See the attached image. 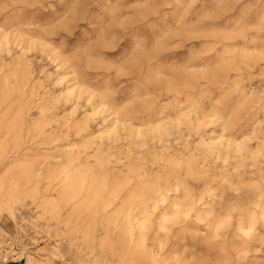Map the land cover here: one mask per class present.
<instances>
[{
  "label": "rangeland",
  "instance_id": "374dc122",
  "mask_svg": "<svg viewBox=\"0 0 264 264\" xmlns=\"http://www.w3.org/2000/svg\"><path fill=\"white\" fill-rule=\"evenodd\" d=\"M15 1L0 0V28L11 29L17 16L27 17L31 25L23 28L49 33L52 47L77 72L56 70L47 52L31 55L29 85L15 90L11 106L0 107V125L5 114L0 127V254L11 246L25 248L35 264H130L122 219H115V211L120 197L136 189L132 171L161 183L176 170L194 197H203L198 212L189 214L201 228L179 229L184 222L174 224L172 212L162 217L159 207L149 238L160 236L161 254L170 264L228 263L229 256L219 252L233 247L216 237V228L229 236L242 210L264 204V0H43L29 10ZM133 33L138 38L130 44ZM73 76L106 103L104 111L95 113L82 104L73 110L63 98L51 105ZM4 90L0 81V95ZM181 109L190 123L179 127ZM158 110L159 122L169 128L167 148L150 138L144 145L137 142L130 129H122L116 140L100 137L115 115L146 132L148 117L137 118ZM45 114L47 135L57 139L52 144L35 130ZM20 115L24 123L18 134L13 122ZM84 116L86 128L76 134L75 125ZM223 122H231L224 131ZM220 134L245 140L248 152L236 156L209 149L205 143ZM191 158L202 162L193 175L188 173ZM76 170L88 175L84 192L98 186L100 203L73 212L70 203L59 199L55 178ZM236 170L246 174L240 178ZM12 185L23 193L9 200ZM117 185L122 188L114 200ZM170 193L185 200L182 193ZM55 205L58 213L52 210ZM220 207L218 224L205 228L216 215L207 211ZM197 215L202 218L196 220ZM255 239L259 249L239 264H264L263 226ZM25 262H4L0 256V264Z\"/></svg>",
  "mask_w": 264,
  "mask_h": 264
},
{
  "label": "bare ground",
  "instance_id": "6f19581e",
  "mask_svg": "<svg viewBox=\"0 0 264 264\" xmlns=\"http://www.w3.org/2000/svg\"><path fill=\"white\" fill-rule=\"evenodd\" d=\"M43 0H18L13 4H23L26 9L31 8L37 3ZM174 0H164V2H172ZM178 7V6H177ZM29 10V9H28ZM30 23L25 16H17L11 24V29L0 28V81L5 84V90L3 94L0 95V107L4 104L5 107L11 106L10 97L15 92V90H20L29 85L30 75L32 73V66L30 62V56L36 55L37 53L47 52V57L53 62H56V70L65 71V74L76 73L77 68L74 64L69 63V60L62 57L55 47H52V41L50 34L36 35L32 29H24L23 25ZM31 25V24H28ZM9 57L11 58L9 64H5L4 60ZM264 57V55L262 56ZM2 73H5L2 76ZM9 76L13 80H9ZM61 98L65 99L66 102L71 103L74 107L73 110L81 106H91L93 112H101L105 110L106 103L100 99L98 95L95 94L93 89L85 87L77 76H73L70 79V84L67 86L64 93L61 96L53 98L50 102L51 105L59 104ZM41 108V107H40ZM184 109L179 111V116L176 118V125H187L190 123V117L188 114L183 112ZM143 116L137 119L145 121L148 117V130L145 132L138 127H133L134 125H126V120L121 119L116 116L111 119V124L108 128L101 132L100 137H106L108 140H116L120 131L129 130L130 136H132L137 142L142 143L150 138L156 140V143H161L163 148L168 147L167 140L164 139L166 135L169 134V128L165 127L164 123L159 122L162 119L160 116L156 117L160 110L154 112L153 114L143 112ZM112 113H110L111 115ZM5 114L1 117V125L4 123ZM49 118L48 114L43 116V120H37L35 130L38 136H41L43 141L50 140V143L56 142V138H50L47 135V130L45 128L46 121ZM22 115L18 116L16 121L13 122V128L17 130L20 134L21 126H23ZM88 117L84 116L79 124L75 125V133H80L85 130V123ZM131 121H133L131 119ZM231 124V122H223L221 126L223 131ZM83 126V127H82ZM128 128V129H127ZM261 137L264 140V131L261 130ZM209 149H214L217 153H234L238 156L244 152H248L246 148V141H239L238 139L226 140L224 134L212 137L211 140L205 143ZM219 154V153H218ZM249 156L253 157V153L249 152ZM73 161V159H70ZM189 169L188 173L193 175L200 172L199 166L202 164L195 161L194 158L188 160ZM137 177L136 189L134 192L127 193L126 195L120 197L119 205L115 211V219H122V230L125 234V239L127 240V245L125 251V256L129 257L130 264H170L169 258L162 255L164 245L162 244L159 235L154 239H150L147 231L153 225V215L157 209L160 207V212L162 217H165L168 213L172 212L174 224H180L179 229L186 230L192 226L199 228L196 221L189 217L193 211L198 212L197 202L203 197L195 198L192 190L186 183L180 182L177 175V171L173 170L168 172L159 183V180L154 178L142 177L140 171H132ZM236 176L243 177L246 174L245 170H236ZM88 175L86 172L81 170H76L75 172L61 177H56L60 189L58 192V197L60 200L65 201L67 204H71L73 207V212L79 210V208L88 209L92 207L93 204L100 203V196L98 186L93 187L92 190L86 193L84 192V184L87 180ZM122 186L117 185L116 189L112 192L114 195V200L120 196V190ZM1 191V187H0ZM170 192H174L175 195L182 193L185 200L178 201L177 197H172ZM262 192V191H261ZM23 192L19 188L12 185L10 187L9 200L19 197ZM264 193V191H263ZM226 193L223 192L221 199H225ZM81 196V197H80ZM81 199H78V198ZM78 199V200H77ZM109 204V203H108ZM107 207V206H105ZM58 206H53L52 210L58 213ZM224 210L223 207L219 209L212 208L208 210V213H216L213 216V221L207 222L204 227L209 229L212 224H218L219 215ZM135 212V215H134ZM140 218L135 219V216ZM121 217V218H120ZM200 215L196 216V220L201 219ZM194 223V224H193ZM264 227V204L259 206V209L252 210L250 208H245L241 211V214L237 215L235 220V228L232 230L231 235L226 236L224 234H219V227L216 228V237L222 238L221 242L226 243L233 247L230 249H222L219 254L224 256H229V262L234 264H239L243 259L247 258V253L257 251L259 248L256 246L257 240L255 239L258 235L259 226ZM164 228V226H163ZM201 228V227H200ZM125 240V242H126ZM159 240V242H158ZM149 241H154L153 244H149ZM122 243V241H121ZM123 244V243H122ZM156 249H154V247ZM0 256L4 262L8 259L14 261L26 259L25 264H35L31 255L27 252L25 248H20L15 250L10 246L9 249L3 250Z\"/></svg>",
  "mask_w": 264,
  "mask_h": 264
},
{
  "label": "snow or ice",
  "instance_id": "6c2138e0",
  "mask_svg": "<svg viewBox=\"0 0 264 264\" xmlns=\"http://www.w3.org/2000/svg\"><path fill=\"white\" fill-rule=\"evenodd\" d=\"M137 38H138V34H137V33H133V34H131L130 37H129V43H130V44L135 43L136 40H137ZM121 51H122V53H123L124 55L127 54V53H126V49H122Z\"/></svg>",
  "mask_w": 264,
  "mask_h": 264
}]
</instances>
